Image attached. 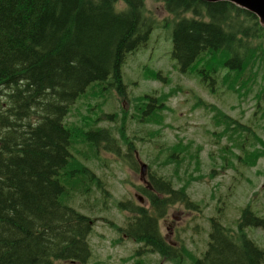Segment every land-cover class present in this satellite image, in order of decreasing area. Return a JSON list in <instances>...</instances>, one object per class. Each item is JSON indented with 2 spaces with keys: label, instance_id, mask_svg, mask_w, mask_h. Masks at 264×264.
<instances>
[{
  "label": "trees",
  "instance_id": "1",
  "mask_svg": "<svg viewBox=\"0 0 264 264\" xmlns=\"http://www.w3.org/2000/svg\"><path fill=\"white\" fill-rule=\"evenodd\" d=\"M160 1L175 15L172 56L182 73L196 72L205 81L210 73L214 85L219 66L227 71L221 80L227 85L228 77L234 76L238 83L247 70L253 74L241 87L252 84L257 73L249 69L264 64V44L251 46L264 39V27L254 14L230 2ZM119 2L127 5L125 11L117 8ZM144 10V0H0V264H89L96 219L66 199L90 192L87 181L100 190L105 183L74 154L77 125L66 119L80 98L94 96L87 93L95 88L126 97L127 57L147 44L155 26L146 23ZM185 13L193 16H182ZM109 79L110 86H104ZM257 97L264 99V90ZM139 102L144 106L140 118L147 123L158 118L155 111L164 110L156 104L158 97L144 96ZM97 111L98 107L95 120H89L92 124L102 120ZM103 116L115 119L112 114ZM225 118L222 134L244 148L248 137L239 132L247 131L262 147L245 154V165L252 155L256 160L264 155V142L255 132L242 125L229 129L234 122ZM215 121L217 126L223 123L221 118ZM122 125L125 128V122ZM81 135L91 146L105 144L120 155L111 128L82 130ZM77 154L86 155L78 150ZM171 156L176 159L175 153ZM141 190L150 207L119 202L121 210L138 212L134 223L124 227L128 237L141 245L135 256L157 253L181 262L185 252L193 264H264V248L247 235L233 237L219 218L211 219L202 258L186 246H171L159 226L169 205L180 202L191 209L199 205L186 186L176 188L155 173L150 172L149 184ZM238 228L244 233L245 228L264 229V215L249 203Z\"/></svg>",
  "mask_w": 264,
  "mask_h": 264
},
{
  "label": "rangeland",
  "instance_id": "2",
  "mask_svg": "<svg viewBox=\"0 0 264 264\" xmlns=\"http://www.w3.org/2000/svg\"><path fill=\"white\" fill-rule=\"evenodd\" d=\"M144 5L146 23L155 26L147 44L127 57L123 67L126 97L109 88L102 93L95 88L87 93L94 96L80 98L66 119L69 125H77L74 154L105 183L100 190L87 181L90 192L66 199L78 211L96 219L89 264H193V257L185 252L181 262L157 253L135 256L141 245L128 237L124 227L134 223L138 212L121 210L119 202L150 207L149 198L141 192V187L149 184L150 172L171 180L176 188L186 186L191 200L199 205L193 209L180 202L169 205L159 225L168 244L186 246L195 257L203 256L210 240L211 219L219 218L233 237L247 235L264 248L263 228H245V233L238 228L242 210L249 203L264 215V155L257 160L252 155L247 165L242 160L248 151L262 147L247 131L239 132L242 138L248 137L244 148L237 139L222 134L227 117L234 122L229 129L249 127L264 142V99L257 97L264 90V64L249 69L257 76L243 88L242 83L248 82L244 78L253 74L247 70L238 83L234 76L228 77L231 80L227 85L221 81L227 71L219 70L217 63L219 75L214 85L210 73L206 81L196 72L184 74L172 56L175 15L160 0H144ZM117 8L125 11L127 5L119 2ZM259 43L264 44V39L252 41L251 46ZM207 60L210 58L205 63ZM233 85L235 88H230ZM144 96L158 97L160 102L156 104L164 106V110L155 111L158 118L150 123L140 118L143 104L139 99ZM91 107H98L101 122H89L95 120L96 110L91 111ZM112 113L114 120L103 116ZM216 118L223 123L217 126ZM97 127L111 128L120 155L104 148L105 144L93 147L83 139L82 130ZM77 150L86 155H78ZM174 153L176 159L171 156ZM110 223L118 225L122 233Z\"/></svg>",
  "mask_w": 264,
  "mask_h": 264
},
{
  "label": "water",
  "instance_id": "3",
  "mask_svg": "<svg viewBox=\"0 0 264 264\" xmlns=\"http://www.w3.org/2000/svg\"><path fill=\"white\" fill-rule=\"evenodd\" d=\"M206 3L230 2L241 9L254 14L264 27V0H201ZM145 167H143L144 171Z\"/></svg>",
  "mask_w": 264,
  "mask_h": 264
},
{
  "label": "bare ground",
  "instance_id": "4",
  "mask_svg": "<svg viewBox=\"0 0 264 264\" xmlns=\"http://www.w3.org/2000/svg\"><path fill=\"white\" fill-rule=\"evenodd\" d=\"M104 83H105L104 86H108V85L110 86V79L107 80V81H104ZM106 89H107V87H106ZM112 115H115V114L112 113ZM112 120H113V119H112Z\"/></svg>",
  "mask_w": 264,
  "mask_h": 264
}]
</instances>
